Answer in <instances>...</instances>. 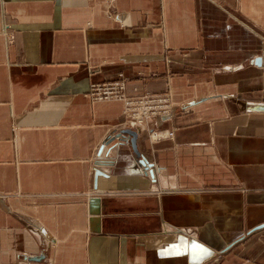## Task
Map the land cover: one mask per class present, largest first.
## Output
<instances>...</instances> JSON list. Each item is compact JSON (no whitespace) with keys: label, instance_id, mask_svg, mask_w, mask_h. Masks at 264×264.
Masks as SVG:
<instances>
[{"label":"crops","instance_id":"0c3cea01","mask_svg":"<svg viewBox=\"0 0 264 264\" xmlns=\"http://www.w3.org/2000/svg\"><path fill=\"white\" fill-rule=\"evenodd\" d=\"M0 264H264V0H0Z\"/></svg>","mask_w":264,"mask_h":264},{"label":"built area","instance_id":"2783aa9c","mask_svg":"<svg viewBox=\"0 0 264 264\" xmlns=\"http://www.w3.org/2000/svg\"><path fill=\"white\" fill-rule=\"evenodd\" d=\"M125 80L120 75L117 79L100 84H92L89 88V96L95 101L119 100L124 104V116L126 120L137 128L145 129L149 122L164 123L170 120L174 113L168 96L146 94L137 98L125 96ZM157 133L159 130H150ZM172 133H170L171 135Z\"/></svg>","mask_w":264,"mask_h":264},{"label":"water","instance_id":"95a60500","mask_svg":"<svg viewBox=\"0 0 264 264\" xmlns=\"http://www.w3.org/2000/svg\"><path fill=\"white\" fill-rule=\"evenodd\" d=\"M256 65H258V66H261L262 65V59H260V58H258L257 60H256ZM128 134H130L132 137H133V139H132V141H131V143H132V147H133V149H134V151L135 152H137V150H136V148H135V141H134V138H135V134L133 133V132H128ZM121 135H118L117 136V138H121L120 137ZM101 152H102V150H101ZM138 153V152H137ZM141 163H142V165L144 166V168L146 169V170H148V171H150L151 169V165L147 162V160H145L143 157L141 158ZM96 175H99V174H96ZM150 175L152 176L153 174L151 173V171H150Z\"/></svg>","mask_w":264,"mask_h":264},{"label":"bare ground","instance_id":"6f19581e","mask_svg":"<svg viewBox=\"0 0 264 264\" xmlns=\"http://www.w3.org/2000/svg\"><path fill=\"white\" fill-rule=\"evenodd\" d=\"M161 121V120H160ZM159 121V122H160ZM150 139H152L153 141H160L162 139H171L173 138V133L170 135L169 132H166V131H159L157 133H151L150 134Z\"/></svg>","mask_w":264,"mask_h":264},{"label":"rangeland","instance_id":"374dc122","mask_svg":"<svg viewBox=\"0 0 264 264\" xmlns=\"http://www.w3.org/2000/svg\"><path fill=\"white\" fill-rule=\"evenodd\" d=\"M165 95L169 97V101H170L171 106H172V107H175L174 104H173V102H172V100H171V95H170V93H167V92H166V93L159 94L158 96L164 97ZM186 110H188V109H187V108L182 109L183 112H187ZM174 113H175V112H174ZM174 113H173V114H174ZM149 123H150V122H149ZM154 131H156V130H154ZM159 131H164V130H159ZM166 132H167V131H166ZM169 133H173V132H169Z\"/></svg>","mask_w":264,"mask_h":264}]
</instances>
